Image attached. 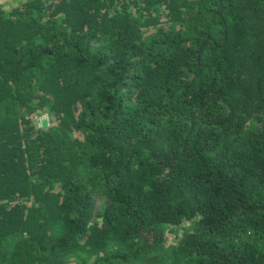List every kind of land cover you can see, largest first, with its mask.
Instances as JSON below:
<instances>
[{"label":"trees","instance_id":"trees-1","mask_svg":"<svg viewBox=\"0 0 264 264\" xmlns=\"http://www.w3.org/2000/svg\"><path fill=\"white\" fill-rule=\"evenodd\" d=\"M0 264H264V0L0 4Z\"/></svg>","mask_w":264,"mask_h":264},{"label":"rangeland","instance_id":"rangeland-1","mask_svg":"<svg viewBox=\"0 0 264 264\" xmlns=\"http://www.w3.org/2000/svg\"><path fill=\"white\" fill-rule=\"evenodd\" d=\"M15 2H17V0H0V4H2L4 7H8L11 4H14ZM35 118V122L37 124L38 127H44L46 125H50L52 124V121L49 118V115L46 112H41L38 113L34 116ZM106 198L105 197H99L95 200L96 206L100 207L102 205V203L104 202ZM168 238V241L171 242V236L168 235L166 237V239ZM167 241V242H168Z\"/></svg>","mask_w":264,"mask_h":264}]
</instances>
